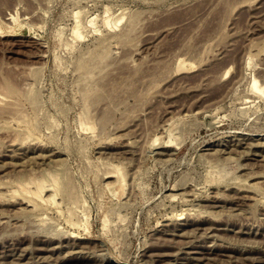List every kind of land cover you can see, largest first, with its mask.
Wrapping results in <instances>:
<instances>
[{
  "label": "rangeland",
  "instance_id": "1",
  "mask_svg": "<svg viewBox=\"0 0 264 264\" xmlns=\"http://www.w3.org/2000/svg\"><path fill=\"white\" fill-rule=\"evenodd\" d=\"M255 81L264 0H0V264H264Z\"/></svg>",
  "mask_w": 264,
  "mask_h": 264
},
{
  "label": "bare ground",
  "instance_id": "2",
  "mask_svg": "<svg viewBox=\"0 0 264 264\" xmlns=\"http://www.w3.org/2000/svg\"><path fill=\"white\" fill-rule=\"evenodd\" d=\"M81 36L82 35H80V37ZM180 66L182 69L185 68V65L183 63H181ZM5 89H6L7 93H14L16 91L15 88L12 86V84H10L8 82L5 83ZM254 89L256 90L257 93H262L264 91V88L260 84H258L257 81L254 82ZM0 98H2V97H0ZM8 106H10V105L7 104V107ZM168 143H170V142H168ZM164 147H166V146H164ZM122 170L124 171V169L121 166H116L115 169H113V171L111 170V171L106 172V174H107L106 178L107 179L114 178L115 177L114 174H116V173H118L119 175L120 174L124 175V173H122L123 172ZM47 175L49 176L47 178V181L49 179V181L51 183L49 185L47 184L48 182L45 180V177H47ZM44 176L45 175H43L42 178H40V177L39 178H36V177L29 178L28 181H22V180L17 181L18 183H16L13 186V188H14L13 192L15 193L16 196H20L24 200V202L28 204V206H26V207H28V210H29V208H31V210H33V209L34 210H36V209L44 210L51 203L55 204L56 192L60 188L58 185L59 179L55 175V173L54 174L53 173L48 174V172H47L46 176L45 177ZM0 184H2V183H0ZM49 186H51V187L53 186L54 188L53 189H47V187L49 188ZM253 187L255 188V185ZM50 190H53L54 192L51 194ZM115 190H116V188H115ZM49 191H50L49 194H51V195L48 194ZM114 193H116V192H114Z\"/></svg>",
  "mask_w": 264,
  "mask_h": 264
}]
</instances>
